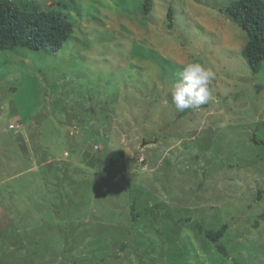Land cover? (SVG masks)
Segmentation results:
<instances>
[{"label":"rangeland","instance_id":"rangeland-1","mask_svg":"<svg viewBox=\"0 0 264 264\" xmlns=\"http://www.w3.org/2000/svg\"><path fill=\"white\" fill-rule=\"evenodd\" d=\"M232 1L22 0L73 34L0 50V264H264V61ZM192 62L212 95L180 112Z\"/></svg>","mask_w":264,"mask_h":264},{"label":"trees","instance_id":"trees-1","mask_svg":"<svg viewBox=\"0 0 264 264\" xmlns=\"http://www.w3.org/2000/svg\"><path fill=\"white\" fill-rule=\"evenodd\" d=\"M22 4V0H0V50L28 47L36 50L57 52L73 34V25L68 13L61 10L46 9L39 4ZM145 12L152 8V0H145ZM227 16L238 24L247 34V42L242 53L258 74L264 61V0H233L227 8H221ZM173 13L169 10V16ZM258 92L264 85L256 82ZM255 143L264 144L263 139L253 137ZM202 229V227H200ZM227 225L220 229H206L205 235L227 253L219 239L224 235Z\"/></svg>","mask_w":264,"mask_h":264},{"label":"clouds","instance_id":"clouds-1","mask_svg":"<svg viewBox=\"0 0 264 264\" xmlns=\"http://www.w3.org/2000/svg\"><path fill=\"white\" fill-rule=\"evenodd\" d=\"M214 72L198 62L186 64L172 87V102L177 111L196 110L206 104L212 95Z\"/></svg>","mask_w":264,"mask_h":264}]
</instances>
